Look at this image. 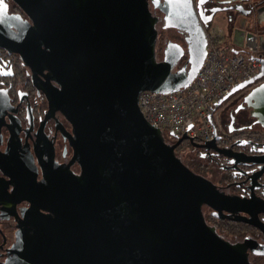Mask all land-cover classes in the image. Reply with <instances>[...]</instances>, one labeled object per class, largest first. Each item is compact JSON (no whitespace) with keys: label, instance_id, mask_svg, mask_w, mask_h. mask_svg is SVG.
Returning a JSON list of instances; mask_svg holds the SVG:
<instances>
[{"label":"water","instance_id":"obj_1","mask_svg":"<svg viewBox=\"0 0 264 264\" xmlns=\"http://www.w3.org/2000/svg\"><path fill=\"white\" fill-rule=\"evenodd\" d=\"M16 2L34 21L48 49L45 59L58 70L63 113L74 134L73 160L81 169L67 193L69 214L81 219H72H79L76 228L60 237L81 231V254L88 264H246L207 227L200 212L202 204L216 209L241 204L205 188L172 155L137 105L142 91H184L206 53L189 46L187 74L172 86L159 87L158 79L172 63L153 69L147 62L141 26L136 31L133 19L134 0ZM208 2L195 0L203 24ZM227 12L249 13L241 4L216 7L207 22ZM257 59L260 72L236 85L216 107L246 90L244 103L255 124L264 128V81L255 85L264 78V58ZM181 140L192 142L185 136Z\"/></svg>","mask_w":264,"mask_h":264},{"label":"flooded vegetation","instance_id":"obj_2","mask_svg":"<svg viewBox=\"0 0 264 264\" xmlns=\"http://www.w3.org/2000/svg\"><path fill=\"white\" fill-rule=\"evenodd\" d=\"M246 1L209 0L203 24L195 0H134L133 19L136 31L141 26L147 62L153 69L172 63L157 86H172L187 74L189 46L207 53L213 8L241 4L249 12L245 17L219 14L228 25L250 23L264 33L263 21L246 20L259 13L264 0ZM0 44V264H88L81 254V231L60 237L81 219L69 214L67 195L81 169L73 160L74 134L63 113L66 100L56 80L58 70L45 59L48 49L16 0H0ZM246 94L238 92L220 106L223 134L212 144L180 141L168 133L159 137L205 188L241 204L238 209L202 204L200 212L207 227L243 262L264 264V128L255 124L244 103Z\"/></svg>","mask_w":264,"mask_h":264},{"label":"built area","instance_id":"obj_3","mask_svg":"<svg viewBox=\"0 0 264 264\" xmlns=\"http://www.w3.org/2000/svg\"><path fill=\"white\" fill-rule=\"evenodd\" d=\"M257 58L253 53L234 52L222 37L213 35L199 72L184 91L139 93L137 105L143 119L160 133L212 141L223 134L217 102L260 72Z\"/></svg>","mask_w":264,"mask_h":264},{"label":"rangeland","instance_id":"obj_4","mask_svg":"<svg viewBox=\"0 0 264 264\" xmlns=\"http://www.w3.org/2000/svg\"><path fill=\"white\" fill-rule=\"evenodd\" d=\"M221 4L223 3V0H219ZM247 22L252 21L254 23L255 21L261 20V15L252 13L246 18ZM230 28L233 33V38L241 44L246 42L247 47L249 51L252 52H258L263 50L264 48V33H257L251 26L250 23H230Z\"/></svg>","mask_w":264,"mask_h":264},{"label":"crops","instance_id":"obj_5","mask_svg":"<svg viewBox=\"0 0 264 264\" xmlns=\"http://www.w3.org/2000/svg\"><path fill=\"white\" fill-rule=\"evenodd\" d=\"M227 1H229V0H223V3L227 2ZM260 1L261 0H247L246 4L253 5V4L260 2ZM259 13L261 14V21L264 22V4H262L261 9L259 10ZM231 29L232 28H230V26L226 23L222 14H218L215 16L214 22H213V27H212L213 35L222 37L231 46V48L234 52L243 51V52H249V53L257 54L259 52L264 51V48H263V50L258 51V52L249 51L248 48H246L247 47L246 42L241 44V43L237 42L235 40V38H233V33H232Z\"/></svg>","mask_w":264,"mask_h":264},{"label":"trees","instance_id":"obj_6","mask_svg":"<svg viewBox=\"0 0 264 264\" xmlns=\"http://www.w3.org/2000/svg\"><path fill=\"white\" fill-rule=\"evenodd\" d=\"M257 56H264V53H258V54H256Z\"/></svg>","mask_w":264,"mask_h":264}]
</instances>
